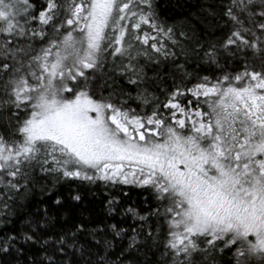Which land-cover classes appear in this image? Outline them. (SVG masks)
Listing matches in <instances>:
<instances>
[{
    "label": "snow or ice",
    "instance_id": "6c2138e0",
    "mask_svg": "<svg viewBox=\"0 0 264 264\" xmlns=\"http://www.w3.org/2000/svg\"><path fill=\"white\" fill-rule=\"evenodd\" d=\"M0 264H264V0H0Z\"/></svg>",
    "mask_w": 264,
    "mask_h": 264
}]
</instances>
